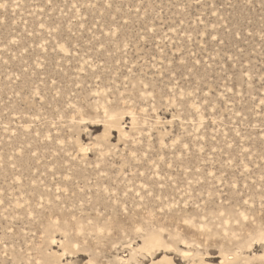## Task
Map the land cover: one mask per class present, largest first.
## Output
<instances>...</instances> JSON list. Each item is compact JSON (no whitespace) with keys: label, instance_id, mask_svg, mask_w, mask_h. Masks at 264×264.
<instances>
[{"label":"rangeland","instance_id":"rangeland-1","mask_svg":"<svg viewBox=\"0 0 264 264\" xmlns=\"http://www.w3.org/2000/svg\"><path fill=\"white\" fill-rule=\"evenodd\" d=\"M0 264H264V0H0Z\"/></svg>","mask_w":264,"mask_h":264},{"label":"bare ground","instance_id":"bare-ground-1","mask_svg":"<svg viewBox=\"0 0 264 264\" xmlns=\"http://www.w3.org/2000/svg\"><path fill=\"white\" fill-rule=\"evenodd\" d=\"M153 239H154V238H153ZM154 241H156V239H155Z\"/></svg>","mask_w":264,"mask_h":264}]
</instances>
